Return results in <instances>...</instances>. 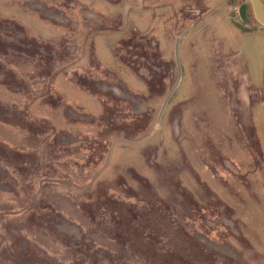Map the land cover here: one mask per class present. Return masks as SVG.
Segmentation results:
<instances>
[{"label": "rangeland", "instance_id": "rangeland-1", "mask_svg": "<svg viewBox=\"0 0 264 264\" xmlns=\"http://www.w3.org/2000/svg\"><path fill=\"white\" fill-rule=\"evenodd\" d=\"M31 1L62 27L38 65L77 62L68 80L96 100L63 77L61 99L22 57L6 76L0 264H264V26L250 0Z\"/></svg>", "mask_w": 264, "mask_h": 264}, {"label": "crops", "instance_id": "crops-1", "mask_svg": "<svg viewBox=\"0 0 264 264\" xmlns=\"http://www.w3.org/2000/svg\"><path fill=\"white\" fill-rule=\"evenodd\" d=\"M24 1L25 2L19 3L18 0H0V87L5 88L7 92H9L5 84L6 76L9 75L16 79L17 76L21 75V73L18 72L20 68H18L17 63L18 58L22 57L20 60L25 62V66L34 68L33 71L35 72H40L41 75L39 79L42 83L45 84L47 79L52 81L53 79L57 80L52 88H49L48 85L51 81H47L45 86L49 90L52 89L53 93L60 95L61 99L66 98L65 94L57 88V83L61 77L64 78V83L71 90L82 92L92 97L88 92L82 91L68 80L73 74L82 73V66H76L77 62L73 63L71 62L72 60H67L65 62L57 59L51 60V69L53 68L56 71L46 70L47 65L46 67L38 65V62L39 64L44 62L42 55L46 54L47 47L51 48L54 55L59 50L54 44H51L58 36L56 35L53 37L51 35L55 34L56 31H61L62 27L58 23L50 22L48 17H44L48 14L50 8L45 6H41V8L34 7L31 5L33 1ZM81 1L78 4H81ZM143 1L144 0H136L138 3ZM42 29L48 31L49 34L41 32ZM95 49L97 52L96 43ZM28 51H31V55L26 56ZM23 55L25 56L23 57ZM98 59L106 66L99 57ZM92 98L96 100L94 97ZM256 138L258 139L260 149H262L261 141L257 135Z\"/></svg>", "mask_w": 264, "mask_h": 264}, {"label": "water", "instance_id": "water-1", "mask_svg": "<svg viewBox=\"0 0 264 264\" xmlns=\"http://www.w3.org/2000/svg\"><path fill=\"white\" fill-rule=\"evenodd\" d=\"M250 4L256 21L264 26V6L262 0H250ZM245 10V6H242L239 11L243 21L245 20Z\"/></svg>", "mask_w": 264, "mask_h": 264}, {"label": "trees", "instance_id": "trees-1", "mask_svg": "<svg viewBox=\"0 0 264 264\" xmlns=\"http://www.w3.org/2000/svg\"><path fill=\"white\" fill-rule=\"evenodd\" d=\"M99 30H101V29H99ZM102 30L103 31H101L102 33L101 34H103V35H109V33L107 34L106 32H109V31H107L108 29L105 27L104 29H103V27H102ZM114 33H116V34H118V32H114ZM95 35V34H94ZM121 41V39L119 40V41H117L116 43H115V45L113 46L112 45V47H113V49H115L116 50V48L118 49L119 47H120V42ZM116 56H118V55H116ZM119 57V56H118Z\"/></svg>", "mask_w": 264, "mask_h": 264}]
</instances>
